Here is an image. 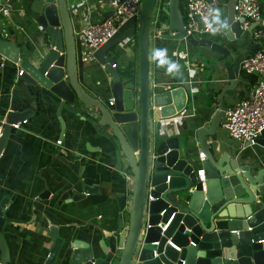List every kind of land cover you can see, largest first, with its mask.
Returning <instances> with one entry per match:
<instances>
[{
    "label": "water",
    "instance_id": "1",
    "mask_svg": "<svg viewBox=\"0 0 264 264\" xmlns=\"http://www.w3.org/2000/svg\"><path fill=\"white\" fill-rule=\"evenodd\" d=\"M33 1L44 5L42 29L47 40L40 47L21 50L14 41L0 38L1 53L10 62L22 65L26 86L55 104L59 117L66 109L90 122L112 145L117 169H125V177L132 174L135 181L131 195L117 197L118 226L114 231L101 227L102 239H75L64 247L59 227L52 226L53 244L47 264H264L263 158L249 156L241 148L234 158L222 152L217 140L208 141L225 116V95L241 82V62L250 56L238 59V48L231 44L242 35L240 22L233 23L236 0L228 1L227 35L220 41L213 35L186 36L179 0H168L163 7L167 19L159 21L161 38L182 41L186 51L194 48L190 61L197 65L191 69L200 72L205 67L211 73L206 82L207 95L219 104L210 125L197 130L200 151L206 154L204 160L180 148V137H163V120L188 110L197 90L196 83L165 89L154 81L151 18L158 0H143L140 15L125 22L95 52L107 76L99 73L91 84L80 80L75 25L67 0ZM136 32L138 74L129 79L117 67V56L125 51L121 44ZM87 75L93 78L90 72ZM87 85L93 93L87 91ZM29 113L32 110L7 111L0 155L9 135L17 131L10 124L22 122ZM184 143L187 148L189 139ZM257 143L264 146V130ZM169 148L172 150L165 155ZM123 159L126 167L122 166ZM200 168L205 171V181L200 179ZM92 189L86 186L84 193ZM8 203L6 197L0 200L1 264H10L3 234ZM169 240L181 250L171 246ZM156 241L159 244H154Z\"/></svg>",
    "mask_w": 264,
    "mask_h": 264
},
{
    "label": "crops",
    "instance_id": "2",
    "mask_svg": "<svg viewBox=\"0 0 264 264\" xmlns=\"http://www.w3.org/2000/svg\"><path fill=\"white\" fill-rule=\"evenodd\" d=\"M119 1L67 0L72 16L77 18V22L74 19L75 32L90 23L103 21L116 10ZM2 2L8 3L11 11L0 21L1 39L14 41L21 50L37 48L45 43L47 36L42 29L44 5L33 0ZM254 49L251 44L250 51ZM193 50L189 47L186 51L182 41L155 39L152 67L155 83L165 89L196 83L193 104L177 117L164 119L162 133L164 138L180 137V148L198 157L197 130L210 125L219 101L207 95L206 82L211 78L210 70L205 67L200 72L191 69L197 65L190 61ZM250 51L241 57L236 55L242 58ZM121 53L117 67L125 68L133 62L138 74L139 56L136 51ZM20 68H23L20 63L10 61L4 67L0 66V117H5L9 109L32 110L24 128L9 135L0 155V200L4 197L9 199L3 234L10 264H47L53 244L52 226L59 227V234L65 239L64 247L75 239L88 241L94 236L102 239L101 227L114 231L118 226L120 209L117 197L132 194L135 181L132 174L125 177V169L122 172L117 169L112 145L97 134L90 122L66 109L59 117L55 104L41 97L36 89L26 86L23 77L17 76ZM79 68L80 80L87 81V84H91V79H96L99 73L107 76L98 62L80 64ZM88 72L93 78L87 75ZM241 76L239 86L225 95L227 107L244 98L256 83V74L242 71ZM86 88L93 93L89 85ZM81 115L86 116V113ZM187 138L189 146L185 148L183 145ZM213 140L218 141L223 153L234 158L236 150L241 148L249 156L261 155L264 161V146H248L233 139L223 127L222 120L215 136H208L209 142ZM171 150L169 148L165 155ZM122 166H127L124 159ZM86 186L92 187L93 191L84 193ZM47 191L49 195L41 197ZM168 243L177 247L170 240ZM1 258L0 246V264Z\"/></svg>",
    "mask_w": 264,
    "mask_h": 264
},
{
    "label": "built area",
    "instance_id": "3",
    "mask_svg": "<svg viewBox=\"0 0 264 264\" xmlns=\"http://www.w3.org/2000/svg\"><path fill=\"white\" fill-rule=\"evenodd\" d=\"M228 1L185 0L186 36L203 37L213 35L224 38L227 35ZM142 2L143 0H120L116 5V10L103 21L90 23L75 32L79 63L97 62L95 52L107 43L125 22L133 16L140 15ZM234 10L233 23L240 22L242 35L247 34L248 39L255 46L250 56L245 57L241 62V69L246 74H256L257 80L244 98L240 99L235 105L227 107L222 125L233 139L252 146L258 144V139L262 136L264 130V0H236ZM10 11V5L0 0V21L4 16H8ZM158 23L159 17L156 14L153 19L152 31L154 39L159 38L161 35V31L158 30ZM128 46L131 48L136 46L134 35L129 36L121 44L122 49L125 51ZM7 61L9 60L0 51V66L4 67ZM23 73H25L24 69L20 68L17 76L22 77ZM6 123V117H0V142L4 135ZM26 123L27 119L10 125L16 130H21ZM58 143L61 144V140ZM198 157L200 160H204L206 157L205 152L200 151ZM204 173V169L200 168L199 176L203 181H205ZM204 190H206L205 185ZM260 242H263V240ZM154 244H159V242L156 241ZM176 248L181 250L179 246Z\"/></svg>",
    "mask_w": 264,
    "mask_h": 264
},
{
    "label": "rangeland",
    "instance_id": "4",
    "mask_svg": "<svg viewBox=\"0 0 264 264\" xmlns=\"http://www.w3.org/2000/svg\"><path fill=\"white\" fill-rule=\"evenodd\" d=\"M69 2L71 1V0H68ZM38 3V5H42L41 3H39V2H37ZM167 5V4H166ZM157 6H158V3H157ZM157 6H156V8H155V11H154V13H153V16H152V18H151V26L153 27V19H154V17L156 16V10H157ZM72 15V14H71ZM73 17V19H75V22H77V18L75 17L74 18V16H72ZM135 38H136V45H137V43H139V41H138V38H139V33L138 32H136V34H135V36H134ZM220 38H222L221 36H220ZM249 38V36L247 35V34H244V35H242L239 39H237V40H235L233 43H231V44H233V45H235V44H237V45H239L240 47H241V49H239V51L237 50L235 53L239 56V57H241V56H243L244 54H246L248 51H250V48H251V42H250V40L248 39ZM239 41H241V42H243V44H245L246 46L245 47H243V44H240V42ZM120 49V48H119ZM136 51V55H137V57L139 56V47H138V45L135 47V48H131L130 46H128L127 48H126V51H127V54H131L133 51ZM250 53H251V51H250ZM122 54V53H121ZM126 54V56H128ZM122 57H120V56H117V59L119 60V59H121ZM119 65H122V63H120ZM119 68H120V70L123 72V75L126 77V78H129V79H133V78H136L137 77V74H133V75H129V74H126V73H124V67H121V66H119ZM162 138V137H161ZM129 195H131V194H129ZM130 207V203L129 204H127V209Z\"/></svg>",
    "mask_w": 264,
    "mask_h": 264
},
{
    "label": "trees",
    "instance_id": "5",
    "mask_svg": "<svg viewBox=\"0 0 264 264\" xmlns=\"http://www.w3.org/2000/svg\"><path fill=\"white\" fill-rule=\"evenodd\" d=\"M166 2H168V0H158V6H157L158 10H156V13L158 14L159 21H164L165 19H167V16L163 11V7L167 4ZM179 7H180L183 15H185V13H186L185 0H179ZM158 26H160V23H158ZM138 41H139V38H138ZM137 45L139 47V43H137ZM134 67H135V65L133 62L128 63L124 69V73L129 74V75L136 74Z\"/></svg>",
    "mask_w": 264,
    "mask_h": 264
},
{
    "label": "flooded vegetation",
    "instance_id": "6",
    "mask_svg": "<svg viewBox=\"0 0 264 264\" xmlns=\"http://www.w3.org/2000/svg\"><path fill=\"white\" fill-rule=\"evenodd\" d=\"M135 36V35H134ZM217 39L219 40L220 39V36H217ZM220 41V40H219ZM240 42V44H243V42H241V41H239ZM246 45L245 44H243V47H245ZM234 48H238L237 50L239 51V49H241V47L239 46V45H237V44H235L234 45ZM237 56V55H236ZM237 58L238 59H240L238 56H237Z\"/></svg>",
    "mask_w": 264,
    "mask_h": 264
}]
</instances>
